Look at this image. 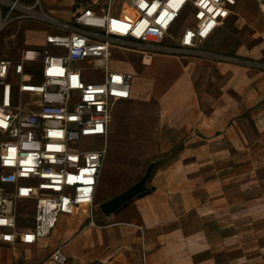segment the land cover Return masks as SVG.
I'll use <instances>...</instances> for the list:
<instances>
[{
    "label": "crops",
    "instance_id": "0c3cea01",
    "mask_svg": "<svg viewBox=\"0 0 264 264\" xmlns=\"http://www.w3.org/2000/svg\"><path fill=\"white\" fill-rule=\"evenodd\" d=\"M39 1L63 21L78 7L76 0ZM43 26H26L39 39L25 35L21 49L44 44ZM201 48L264 64V16L256 0H235ZM139 56L138 71L111 66L132 75L130 99L111 105L126 111V132L128 111L155 100L159 119L145 125L141 117L139 124L141 133L149 126L148 141L156 145L148 163L160 160L148 191L109 216L98 210L109 198L95 201V193L91 214L60 215L34 244L0 242V264H56L57 248L74 264H264V71L212 58ZM19 207L30 213L24 224ZM16 211L18 229L30 227L33 202H17Z\"/></svg>",
    "mask_w": 264,
    "mask_h": 264
},
{
    "label": "built area",
    "instance_id": "2783aa9c",
    "mask_svg": "<svg viewBox=\"0 0 264 264\" xmlns=\"http://www.w3.org/2000/svg\"><path fill=\"white\" fill-rule=\"evenodd\" d=\"M118 1L134 16L113 9L114 0L99 9H94L98 0H91L69 21L45 12L39 0H0V34L15 22L48 27L42 46L0 57L1 243L34 244L50 234L60 215L93 212L107 154L110 106L131 97L132 75L111 68L113 47L143 56L212 58L264 71L262 63L201 48L235 0ZM256 2L264 16V0ZM183 14L182 31L172 34ZM15 36L7 34L4 43L11 44ZM88 140L100 144L87 148ZM22 200L32 201L34 211L31 226L20 230L16 204ZM51 260L74 264L59 248Z\"/></svg>",
    "mask_w": 264,
    "mask_h": 264
},
{
    "label": "rangeland",
    "instance_id": "374dc122",
    "mask_svg": "<svg viewBox=\"0 0 264 264\" xmlns=\"http://www.w3.org/2000/svg\"><path fill=\"white\" fill-rule=\"evenodd\" d=\"M90 1L91 0H80L77 2L75 1L74 3L77 4L80 8L89 6ZM107 1L108 0H98L97 6L94 7V9H99L105 6L107 4ZM112 7L113 9L122 11V14L124 15H130L131 17L134 16V14L129 9L122 6V4H120L118 0H114ZM235 7V9H237L240 6L236 5ZM62 10L68 11L67 7L62 8ZM67 17L68 16L66 14L65 18ZM185 19L186 14H183L177 21L176 25L182 26ZM34 24L35 23H26V25H24V22H15L10 24L8 27L12 28L6 32L8 28L7 27L0 34V57L8 56L10 58H14L23 46V38L25 37V35L30 39H39V32H31L25 30V28H27L26 26L35 27V25H37V27L45 28L40 23H36L35 25ZM174 28L171 30L172 34L176 33V30H174ZM9 32L10 34H16L17 36V42L15 46L11 45L12 42L9 45H6L4 43V38ZM28 32L29 34L27 35ZM139 60V54L134 51L125 49L122 50L116 47H113L111 50V66L124 65L125 68H131L135 71H138L140 69ZM91 71L95 76L99 75V71ZM99 80L100 78H97L94 81ZM154 101L155 100L151 98L148 102L142 103V105H134V107H132L131 110L128 111V122L129 126L131 125L132 127H129L126 132H123V127H121V122L126 111L123 110L119 106V104H112L110 106L112 121L110 123V130L106 141L107 154L96 188L95 201H98V199L101 200L110 198L124 191L127 187L137 182L143 176L146 167L149 164L148 158H150L151 154L155 152L156 145L155 142L148 141L152 132L149 129V126L148 129H146L145 127V132L141 133L139 131V124H141V117H143L144 120L142 119V122L145 125L148 124V122H151V120L152 123L150 125H154L159 119L158 112L156 110L157 105L154 103ZM132 131H136V133L138 132L139 135L137 137L134 136V134H132ZM144 140H146L147 142L144 143ZM99 144V140H88V143H86L85 146L87 148H91L93 146L97 147ZM17 210L19 212V223L24 224L30 213L26 209L24 210L20 207Z\"/></svg>",
    "mask_w": 264,
    "mask_h": 264
},
{
    "label": "water",
    "instance_id": "95a60500",
    "mask_svg": "<svg viewBox=\"0 0 264 264\" xmlns=\"http://www.w3.org/2000/svg\"><path fill=\"white\" fill-rule=\"evenodd\" d=\"M160 162V160L151 161L143 174V176L134 184L127 187L124 191L112 196L108 200L98 205V210L105 216H109L118 210L122 205L135 198L140 193L146 191V182L149 179L152 170Z\"/></svg>",
    "mask_w": 264,
    "mask_h": 264
},
{
    "label": "trees",
    "instance_id": "16d2710c",
    "mask_svg": "<svg viewBox=\"0 0 264 264\" xmlns=\"http://www.w3.org/2000/svg\"><path fill=\"white\" fill-rule=\"evenodd\" d=\"M77 1H80V0H76V2H77ZM147 191H148V189H147L145 192H143V193H140V194H139V195H137V196H141V195L145 194ZM129 202H130V201H129ZM129 202L125 203V204H124V205H122L121 207H124V206H125V205H127ZM121 207H120V208H121ZM120 208H119V209H120Z\"/></svg>",
    "mask_w": 264,
    "mask_h": 264
}]
</instances>
